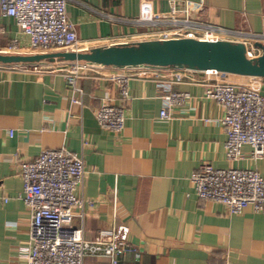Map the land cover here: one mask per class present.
Listing matches in <instances>:
<instances>
[{"label": "crops", "instance_id": "obj_1", "mask_svg": "<svg viewBox=\"0 0 264 264\" xmlns=\"http://www.w3.org/2000/svg\"><path fill=\"white\" fill-rule=\"evenodd\" d=\"M142 1L79 0L69 5V18L92 49L157 41L151 29L134 23ZM146 1L156 14L189 10L190 19L223 30L215 35L218 41L264 44V0ZM0 30V47L17 42L30 52L29 39L14 20L0 17ZM120 73L113 68L90 72L77 83L83 94L75 95L60 71L0 66V264H26L22 253L30 238L31 213L20 199V163L61 149L83 156L86 168L76 190L84 200L76 213L83 217L73 226L83 229L87 241L102 230L126 228L128 248L135 252L122 255L119 264H264V212L247 207L231 214L223 204L199 200L190 182L205 165L250 169L264 178V158L252 160L249 147L242 161L228 162L220 122L224 111L208 98V74L153 69L131 81V99L122 102L111 79ZM239 78L225 79L264 97V78ZM159 83L189 95L172 106L171 120L160 117L168 92ZM107 102L124 107L125 128L119 135L98 124L97 113ZM84 264L110 261L88 257Z\"/></svg>", "mask_w": 264, "mask_h": 264}, {"label": "built area", "instance_id": "obj_2", "mask_svg": "<svg viewBox=\"0 0 264 264\" xmlns=\"http://www.w3.org/2000/svg\"><path fill=\"white\" fill-rule=\"evenodd\" d=\"M78 1L0 0V17L14 20L28 37L29 50L33 53L85 52L92 49L91 42L79 38L68 12L69 5ZM202 6L203 2L197 5L199 8ZM188 12L173 8L170 16L156 14L150 3L143 0L141 14L134 23L151 29L149 35L156 36L157 41L182 38L218 41L215 35L223 32L222 29L192 20L187 16ZM180 13H185L187 17L182 20L176 18ZM162 25L172 28L158 29ZM3 34L0 30V38ZM251 45L256 47L254 43ZM245 47L247 49L248 45ZM10 51L23 52L17 42L8 48ZM98 69L106 68L72 63L64 64L60 72L73 93L82 95L78 81ZM151 70L123 69L119 70L122 74L111 78L119 88L122 102L131 99V81ZM203 73L209 78L206 84L210 88L208 98L224 111L220 122L227 136L225 152L228 162L236 164L242 161L245 147L251 149L252 160L261 161L264 158V97L255 89L225 79L233 75L214 71ZM158 85L168 92L160 117L171 120L172 106L183 103L189 95L172 92V84ZM72 101L79 104L76 97ZM97 121L102 129L121 134L126 121L124 107L104 103L97 113ZM18 171L24 183L20 199L31 213L30 238L22 253L26 264H84L88 257H103L110 264H119L122 255L135 252L128 248L126 228L102 230L94 240L87 241L83 229L73 226L77 217H83V214L78 216L76 213L84 206V200L76 196V190L82 186L86 176L83 156L66 149L45 151L33 161L21 162ZM190 182L199 200L223 204L231 214H242L247 207L255 213L264 212V178L254 170L237 167L216 169L205 165L191 176Z\"/></svg>", "mask_w": 264, "mask_h": 264}, {"label": "water", "instance_id": "obj_3", "mask_svg": "<svg viewBox=\"0 0 264 264\" xmlns=\"http://www.w3.org/2000/svg\"><path fill=\"white\" fill-rule=\"evenodd\" d=\"M261 56L250 59L243 44L193 38L147 41L135 45L95 48L85 52L7 53L0 51V66L39 67L49 64H87L113 69H188L214 71L238 77L264 78V44Z\"/></svg>", "mask_w": 264, "mask_h": 264}, {"label": "rangeland", "instance_id": "obj_4", "mask_svg": "<svg viewBox=\"0 0 264 264\" xmlns=\"http://www.w3.org/2000/svg\"><path fill=\"white\" fill-rule=\"evenodd\" d=\"M0 51L1 52H7V53H18V52H16V51H10V52H8V48L6 47V48H2V47H0ZM30 50H28L27 52H29ZM254 53H253V52ZM247 55H248V57L250 58V59H256V58H258L259 56H261V50L260 49H258V48H256V47H254L253 45H251V43H249L248 44V47H247ZM22 54H35V53H33V52H29V53H25V50L22 52ZM254 54V55H253ZM249 55H253V56H249ZM63 65L64 64H61V63H57V64H49V65H45V66H39L38 68H39V70H42V71H44V72H46V71H49V72H53V71H56V72H59V71H62V69H63ZM234 79H240L239 77H234Z\"/></svg>", "mask_w": 264, "mask_h": 264}]
</instances>
